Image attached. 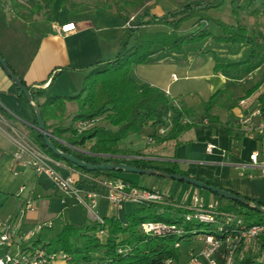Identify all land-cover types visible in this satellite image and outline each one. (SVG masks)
Listing matches in <instances>:
<instances>
[{
    "label": "crops",
    "instance_id": "crops-1",
    "mask_svg": "<svg viewBox=\"0 0 264 264\" xmlns=\"http://www.w3.org/2000/svg\"><path fill=\"white\" fill-rule=\"evenodd\" d=\"M71 1L77 6V11L68 13L60 5V0H54L48 8L38 10L30 24L16 18L7 2L0 5V56L26 87L41 92L47 98L76 96L91 67L113 61L123 47L129 48L134 43V38L124 31L123 21L115 16L116 10L108 0ZM174 9V4L165 0L152 5L150 13L160 17ZM232 9L231 0H226L221 8L209 10L206 15L228 26L239 24L246 27L251 35L256 36L260 58L264 60V10L260 8V2L238 0L236 17ZM119 14L129 19L135 17L124 9ZM195 22L193 19L182 24L181 35L195 32ZM66 25H73L74 29L64 34L60 28ZM208 29L215 37L221 34L219 28L210 23ZM162 30L149 29L151 32ZM250 55L249 45H225L210 38L186 45L180 51L167 52L159 46L154 47L153 55L145 63L132 67L129 77L140 86L149 85L164 93L169 101L168 107H176L182 112L184 126L205 120L204 106L216 92L224 91L208 115L226 126L228 131L220 125H196L183 131L176 140L158 144L154 137L162 138L170 130L168 108L159 105L158 111L164 124L142 128L139 134L118 142V150L140 155L156 164H174L190 178L264 204V176L260 175L258 168L249 164L252 153H257L259 162L264 164V135L248 134L239 125V120L245 117H251L253 125L264 123V103H260V98L264 97V83L260 81L264 74V62L240 79L214 72L216 64H239ZM15 90L0 68V109L8 115V118L0 115V234L6 226L12 227L17 233L12 241L13 247L34 242L39 235L48 238L60 223L75 228L94 223L81 205L61 194L47 177L36 175L23 162L15 160L11 129L29 135V128L35 119L26 99L19 97ZM73 104L64 103L63 129L76 115L75 111H69ZM55 123L49 122L52 125ZM150 137L154 142L147 144ZM207 145L214 146L210 153L206 151ZM59 174L63 178L80 180L79 174L65 164L59 169ZM121 177L138 187L158 190L155 188L158 182L155 177ZM82 188L89 189L87 184H82ZM181 188L195 198L200 197L197 188ZM96 190L99 196L94 215L101 219L115 217L124 222L132 212L144 207L125 203L120 209H115L109 204L106 191L103 188ZM211 195L210 206L227 205L226 200L223 199L222 205L223 201ZM27 202L33 208L22 212ZM33 231L36 232L35 237L28 239V234ZM182 244L178 248L179 264H184L191 252L198 253L204 247L198 241L185 243L189 249L183 256L180 252Z\"/></svg>",
    "mask_w": 264,
    "mask_h": 264
},
{
    "label": "trees",
    "instance_id": "trees-1",
    "mask_svg": "<svg viewBox=\"0 0 264 264\" xmlns=\"http://www.w3.org/2000/svg\"><path fill=\"white\" fill-rule=\"evenodd\" d=\"M54 0H0L3 6L7 2L13 15L16 18L30 24L38 12L48 8ZM116 10V15L125 24L129 17L119 14L121 9L135 14L132 28L124 31L134 38L131 47H123L115 59L109 62L98 63L91 67L83 80L82 87L78 94L73 97H52L47 98L41 92L28 88L33 102L41 112L45 129L51 135V142L61 152L74 156L92 165L123 164L133 168L153 169L164 171L170 174L187 176L180 172L174 164H156L145 160L140 155L121 152L117 148L118 142L128 136L139 134L142 128L153 125L162 126L164 120L159 105L167 106L170 113V130L162 138L154 137L158 144L176 140L179 135L188 128L199 124H182V112L176 107L169 106L167 97L156 88L149 85H138L130 77L129 71L132 67L145 63L153 55V48L159 46L164 51H180L186 45L201 43L203 40L212 39L215 43L225 45L246 44L251 46V55L244 61L235 64H216L215 73L232 79H240L247 76L264 62L260 58L257 38L251 35L250 31L239 24L228 26L220 21L209 18L206 13L209 10L221 8L226 0H166L174 4L175 9L166 15L157 17L151 15L152 5L165 0H133L132 3H122L118 0H108ZM255 0H250L254 2ZM260 2V8L264 10V0ZM151 3V5H148ZM233 5L232 14H238V0H231ZM68 13L77 11L71 0H60ZM196 20L197 30L188 35H181L182 24L190 20ZM219 28L220 36H213L208 29V24ZM150 28H162V31L151 32ZM264 83V74L261 80ZM25 86V84L21 81ZM17 95L25 98L24 95L15 90ZM224 91L216 92L204 106L205 120L208 125H220L228 131L226 126L208 114ZM65 102H74L77 105V113L71 117L67 128H61L62 113ZM264 103V97L260 98ZM59 112V115H58ZM0 115H8L0 109ZM99 118H102L108 125H98ZM97 120L94 127L86 132L77 134L74 131V124L77 121ZM50 121L56 122L54 125ZM34 119L29 135L31 140L48 156L65 164L67 167L80 174H87L94 178L120 179L125 184L135 188H141L134 183L123 179L121 176L127 173L123 171L114 172H89L73 166L69 162L62 161L50 153L35 129ZM140 158V159H138ZM158 182L167 180L155 177ZM156 191H159L156 190ZM160 192V191H159ZM219 201L223 199L216 196ZM169 201L180 203L174 198L167 196ZM225 207L216 206L217 210L240 217L246 227L253 224L264 223V214L247 209L237 203L226 201ZM258 207L264 204L253 202ZM246 209L241 213V209ZM186 212L173 207L160 205H146L137 209L127 216L124 222L115 217L103 219V224L92 223L90 226L76 227L70 224L60 223L48 238L39 235L33 245H42L48 252H62L66 255L67 264H179V247L175 249L174 244L202 242L204 235L214 232L215 226L202 225L197 221H185ZM257 219V221H254ZM162 223L166 226H173L182 232L177 235L174 232H166L160 236L145 235L141 226L145 223ZM103 235H99V232ZM204 245V244H203ZM234 264H264V261H257L254 253L246 252L242 259H236Z\"/></svg>",
    "mask_w": 264,
    "mask_h": 264
},
{
    "label": "built area",
    "instance_id": "built-area-1",
    "mask_svg": "<svg viewBox=\"0 0 264 264\" xmlns=\"http://www.w3.org/2000/svg\"><path fill=\"white\" fill-rule=\"evenodd\" d=\"M133 21L134 18H130L124 24V28H132ZM73 29V25H66L60 28V32L65 34ZM240 104L242 105L243 102ZM96 123L97 120L77 121L74 124V131L77 134L86 132L94 127ZM252 123L251 117L239 120V125L246 133H255L258 136L264 135V123L257 125ZM203 124H207V121L203 120ZM11 131L16 149L15 160L23 162L24 166L31 168L36 175L47 177L61 194L73 198L81 205L88 217L93 219L95 223L103 224V219L94 215L97 206L96 200L99 196L96 189L103 188L106 191L109 204L115 209H120L125 203L173 207L186 212L184 215L185 221L194 220L202 225L215 226L214 232L204 235V247L198 253L191 252L192 254L184 264H234L235 260L237 258L242 259L246 252L254 253L257 261H264V223L246 227L240 217L221 212L217 210L216 206H203L195 197L192 204L173 203L162 192L135 188L125 184L120 179L107 180L80 173H78L80 179L78 182L71 178H63L59 174V169L63 163L45 154L30 139L28 134L20 133L16 129H11ZM146 142L152 144L154 140L150 137ZM213 149V145H207L206 147L208 153ZM249 164L258 168L260 175L264 176V164L259 162L257 153H252L249 156ZM82 184H87L89 189L84 190ZM32 208V204L27 202L22 212L32 210ZM141 230L145 235L153 237L170 231L177 235L182 234L180 230L175 229L173 226L153 222L143 224ZM35 234L34 231L30 232L27 238L33 239ZM16 235V231L10 226H6L0 234V264H67L64 253L48 252L42 245H33L28 242L26 245L13 247L12 241ZM99 235H103V232H99ZM174 247L175 249L178 248L179 244H174ZM165 264H171V262L166 261Z\"/></svg>",
    "mask_w": 264,
    "mask_h": 264
},
{
    "label": "water",
    "instance_id": "water-1",
    "mask_svg": "<svg viewBox=\"0 0 264 264\" xmlns=\"http://www.w3.org/2000/svg\"><path fill=\"white\" fill-rule=\"evenodd\" d=\"M0 68L5 73L7 78L13 83L15 88L18 89V91H20L24 95L26 101L28 102V104L30 105L31 109L34 112V116H35V120H36L35 129L39 133V136L41 137V139L43 141V145L45 146V148L50 153H52L53 155L58 157V159L60 158V160H62V161L69 162L73 166L78 167V168L83 169V170H86V171H89V172H93V171H101V172L123 171L127 174H133V175H138V176H148V177H160L163 179L172 180V182L176 181L179 183H184V184L192 186L194 188L205 190V191H207V192H209L215 196H218L219 198L224 199L226 201H231V202L237 203L241 206H244V208L246 207L247 209L254 210L260 214H264V207H260V206L258 207L252 201H249V200L244 199L242 197H239L237 195H233L231 193L229 194L228 192L223 191V190L217 188L216 186L214 187V186L204 184V183H202L196 179H193V178H190L187 176H181V175L173 174V173L170 174V173H167L164 171H159V170L157 171V170H153V169H140V168H133V167L129 168V166L123 165V164L92 165V164L85 163L81 160L75 159V157L74 156L72 157V155H69L67 153H63V152L59 151L51 142L50 133L47 132V130L45 129V125H44V122H43L42 117H41V112L38 109V107L36 106V104L33 102L28 88L21 83V81L12 72V70L9 68L7 63H5V61L3 60V58L1 56H0Z\"/></svg>",
    "mask_w": 264,
    "mask_h": 264
},
{
    "label": "rangeland",
    "instance_id": "rangeland-1",
    "mask_svg": "<svg viewBox=\"0 0 264 264\" xmlns=\"http://www.w3.org/2000/svg\"><path fill=\"white\" fill-rule=\"evenodd\" d=\"M188 34H190V33H187L185 35H188ZM69 111H75L77 113V105L74 103L72 105V107L69 109ZM75 112H73L72 114H74ZM98 125L107 126L108 124L105 121H103L102 118H99ZM134 135H137V134H134ZM126 175L127 176H132V177L135 176L133 174H126ZM138 177H143V179H144L146 176H138ZM161 182L160 181L157 182V184L155 186L156 189H160L162 191V193H164L166 196L174 197L176 200H178V201H180L182 203L185 202V203L192 204L194 195L190 194L188 191H186L185 189L181 188V187L185 186V187H188V189H192L191 186H188V185L186 186L185 184L179 183V182H176V181L172 182V180H163ZM141 183H143V182H141ZM159 183H161L162 185H160ZM137 184H138V182H137ZM182 185H184V186H182ZM196 191L200 194V197H197V198L202 203L203 206H210V204H212L211 199H213V198H212V195L209 192H207L205 190H201V189H198ZM221 204L223 205L224 201ZM240 209H241L240 210L241 213H244L245 210H246L244 208H240ZM254 221H257V219H254ZM188 249H189V245L183 243L180 246L181 254L184 256V253H186Z\"/></svg>",
    "mask_w": 264,
    "mask_h": 264
}]
</instances>
